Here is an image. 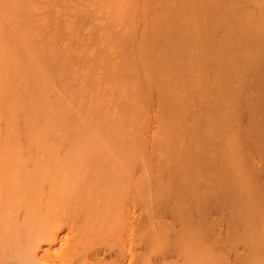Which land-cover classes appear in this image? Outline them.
I'll return each instance as SVG.
<instances>
[{"label": "bare ground", "instance_id": "6f19581e", "mask_svg": "<svg viewBox=\"0 0 264 264\" xmlns=\"http://www.w3.org/2000/svg\"><path fill=\"white\" fill-rule=\"evenodd\" d=\"M126 1L127 3L132 2L131 0V2H129V0H0V264H151V260L153 258L150 259V252H155L157 250L160 251L161 246L159 245L160 249H157L156 247H158V244L161 243L162 238L160 239L158 238V236H156V239L159 241L158 243H155L153 241V235L151 238V232L148 235L146 234L145 236L146 245L144 246V252L147 249H149V251L147 250V253L145 254H143L144 252L142 251V253L140 250L139 251L141 252V254L140 252L136 253L133 251V249L135 248L134 245H141L134 243L136 242L135 238L138 237L136 235H139L138 231L140 228L137 226L140 225V221H142L139 219L140 224H138V217H135L133 215V213H136V209L134 212L131 211L133 208H135L134 206L133 208L129 207L128 202L124 207L126 208L128 206L126 209L122 207L120 210L119 208L115 210L113 207V209L111 208V211L109 205L106 206V204L103 203V201L106 202L109 199L113 200V194H118V192H115V190H119L117 188L120 187L121 183L122 188H124L123 185H125V187L128 186L129 188L130 182L128 183L129 185L125 182L130 181L128 180L130 177L128 175H130L133 171H130L131 173L126 171L128 173V175L125 176V178L127 177L126 180L124 178V175L126 173L123 175V168L124 165L128 164L130 166L133 164L134 167V162L131 160L135 159L136 155L135 152L132 153L130 151H134L135 149L130 145L131 143H128L130 147H128V145L126 146V142L130 141H125L124 145L123 141L125 139H121L120 142L122 141V143H120L118 139H116L117 141L115 140V138H117L115 135V138L113 137V141L118 143L114 142V144H121L123 146L119 145L118 147H116V150L115 148H112L114 150H110L102 148V146L104 147V145H101L102 143H100L99 145L96 139L88 136V134L97 135L96 132L99 131L107 134H117L120 129H125L126 131H129V133L131 132L130 130L132 129L130 127H133L134 124V121L133 124H131V121L134 118V116L132 118V116L130 115L133 111V109L130 110L132 107L131 105L136 108V111L139 107L137 108L135 106V101V104L132 102L134 100V98H131V95H133V93L128 96L130 94L129 92L128 94H126V96H128V101L132 100L131 102L133 104H129L131 103L129 102L126 109L125 107L127 105V99L125 103H121L125 101L123 99H125L126 96L123 94L127 92L123 90L121 82H124L126 80L128 82L132 81V78H136V74L139 75L136 79L139 80L140 78L141 71H139V73L137 72V69L134 70V68L136 67H134L132 61L125 60V54L123 53L127 51V54H130V56L132 55V57L129 56V60H136L135 58H133L137 55L134 54L137 53V51H135L136 49L140 52H138L139 55L137 56L146 57L144 61H142V57V60L137 57L140 60V63L141 61L144 63L146 59L149 58L151 59V62L148 59V63L150 62L151 64H149L151 66L157 67V63L165 60L162 63L160 62V64L166 62L165 64L168 68L163 65L166 70L163 67L160 68L164 70H159L163 72L165 71L167 75L165 74L166 76H164L166 78H168L175 72L178 73L177 71L182 73L178 76H181L180 80L178 79V83L177 80L173 78L175 74L174 76L171 75L172 77L170 76L171 78H168L170 79L168 80L170 81V85L172 82V85H175V87L177 84H179L177 85L178 87H180V85L182 84L186 87L185 93H188L189 96H194V99H196V101H194L193 103L188 102L187 104L183 105V110H185V112L188 111V114L187 112L185 113L184 111H182V108H180L182 115L179 112L180 115H177L178 117H176V119L174 120H171V122H166L168 121L166 119L167 115H164L163 113L162 116L164 115L166 118H160H164L163 121L166 122V130L160 132L159 134L165 133L167 129L174 131L179 127H184L186 130L190 127L192 128V130L194 128L197 130L203 129L200 131L202 133L201 135L206 134L204 135L205 137H201L203 138V142L197 141V143L199 142L200 144H202V146H200L202 148L201 154H204L202 156H206L207 154L210 155V151H212L213 153L221 150L224 151L220 158L218 155L219 153H216V155L220 159L218 165L219 167L216 163L218 162L217 156L214 155L213 157L215 159V165L212 162L214 160H211V163L218 168L216 169L219 171V174L215 173L214 171L211 172L216 174H213L214 177L218 175L219 176L213 179L207 178V180L212 181H209L208 183L206 182V184L203 182L204 185H202L201 188L199 187L202 191L201 201H196L197 199L195 200V198L197 197L194 196V199H192L191 202L189 201L190 204L188 203V205L185 206V210L178 211L175 208V212H178L177 216L181 215V211H183V215H185V218L190 219V221L192 222L196 221L197 224H194V228L198 225L196 231L200 232L198 237L199 245H197V248L198 246L199 248L198 251H196L197 253L192 251V254L194 252V255L188 254L189 252L187 251H189V247H186L187 251L183 248L180 249V251H182L187 256L185 255L184 258H181L182 260H179V263L216 264V255L218 253L221 254L220 251H225L223 250V248H227V244L226 246L223 244L229 242L231 244L235 243L236 247L234 246L235 248L233 247V249L225 256V258L221 260L223 264H264V0H154L153 3L152 0H150V2L149 0H143L144 3H141V12L139 11L141 0H139V4L137 5L131 3L132 8L134 7L136 9V11L134 12V17H132V20L135 21V23L130 19L129 16L128 17L130 20L128 19L127 14L126 21L124 17V20L121 17L125 16L123 14V10H125L126 13L130 12L128 11L129 9L126 10ZM142 6L144 8L146 7V10L148 9L146 13V10L142 8ZM134 8L133 11L135 10ZM142 11L143 13H145V15L142 13ZM135 13H139L137 15L138 18L142 17L140 19L141 21L143 20L145 22V27L142 26V22H140V19L137 20ZM141 13L143 14V16H141ZM118 16L123 21H119L120 18ZM117 17L119 19L115 20V18ZM258 18L262 19L261 24L258 23ZM88 22L93 26L96 25L99 26V28L101 27L100 29L96 28L95 31L93 30L95 33L99 32V34L103 32L102 35H98L99 38H97L98 36L96 37L93 31H82L84 26L89 25L87 24ZM127 23L128 27L126 25ZM130 23L131 25L129 27ZM137 23H139L138 27L140 25V27H143V31L141 30L142 35H137L141 32L136 29ZM114 24L116 28L114 27ZM123 24L126 26H124ZM132 24L133 27L131 28ZM119 25L121 27L124 26V29H121ZM117 26L120 29H118ZM102 27L103 31L101 30ZM104 27L106 30L104 29ZM110 28H113L112 30L114 32L111 31ZM130 28L133 30H131ZM97 30H101L102 32ZM87 31H89L91 34L89 35V38L91 40L94 39L95 42V39L99 40L101 38V40H104L102 41V43L105 42V44L109 40L110 41L108 43H115L116 40L120 42V40L122 41L123 37H125V39L127 40L126 36L128 35V33H130L128 37H131V35L133 36L132 33H137L139 31L137 34L135 33V37H131L132 40H130V44L132 43V45H135L138 43V47L131 46L126 41L128 45L133 48L131 49L128 47L127 50V47L124 46L125 44L122 43L125 40L124 39L121 42L122 44H118L120 46L115 47L114 44L109 48L110 50L112 49L111 51H109V49L107 50V55L112 54L113 51L116 52L115 50L117 49L122 52L123 55L121 59L124 60V62L126 61L125 63L127 66L129 65V69L131 67L130 72L126 66H118L112 60L110 61V58L108 61V58L103 57L105 56L104 52H102L101 49L98 50L96 48V45L91 42L95 45V47L93 45V48L97 49H95L96 51L94 50L96 56L98 53L97 51L102 52L103 55H101L100 53L99 56L101 55V60L104 59L102 60L101 65L106 72L103 71L104 73H101L99 75V70L102 69L100 67L101 65L99 66L100 68L96 67V71L98 72L99 77H103L102 74H104L105 78L109 76L108 78H106V80L105 78L103 79L105 80V82L107 81V79H109L108 81L111 82L109 84V86L111 87L110 90L111 92H113L110 93L109 90V95L113 96L114 94L115 96L112 98L108 95L106 99L110 98L111 100H107V102H110L109 104H107L110 105L113 102V99V104L115 103L117 98L122 100L121 102L120 100H117V105L111 104L118 109L120 108V110L114 108L115 111L113 110V113L112 110L110 111L108 109V105L106 104V102L103 103L105 99H103V96H101H105V94L107 95V92L105 91H107L106 88L108 87V85L106 87L102 86L103 88L101 87L102 89H104V91H101L102 89H99V91L98 88L101 85L100 83L98 88L95 85L97 89L95 93H93L94 91L88 92V94L91 93L92 95H88L91 96V99L88 100H92L93 102L91 101L90 104L87 105L86 102L88 101H86L87 99L84 98L83 103L84 105H87L88 107L90 106L91 108L84 106L82 104V101L78 99L79 89L77 86L78 84H80L78 83V80H86L87 82L84 81L87 83L86 85L92 86V84L96 82H93L92 79L99 78H97V75H94L97 74V72H95L93 75H89V72L84 73L87 71L86 67L87 69H89L90 67H93V62L98 63V60L93 61V57L95 58V56L90 57L89 55H87V52L84 48V45H86L87 43L82 37V32L86 33L84 35H87ZM114 35H121V37H115L114 41ZM137 36L141 37L142 41L140 39L138 40V38H136ZM129 39L130 38H128V41ZM101 40H99L101 45L98 43V46L105 48V44L103 43V45L101 43ZM218 41H220V43H225L226 46L220 48L219 44L218 46L216 45V42ZM139 42H142V44H139ZM191 43L195 44L196 46H205L203 48L205 49L204 52H201L202 54H204L202 55L201 53H197L199 59L198 61H192L194 62V65L188 67V65L193 64L188 63V65L182 66V60L180 59L184 57V53L186 50L185 48H188L189 45H192ZM200 50L201 49H199L198 52H200ZM90 53L91 52H89V54ZM133 54L135 56H133ZM111 56H114V53L110 55V57ZM81 58H83V60H81L82 62H80ZM88 58L89 60H87ZM90 58L92 59L91 61ZM186 60L188 59H185V62ZM147 61L145 62L146 64H143L146 65V68L147 66L149 67ZM154 61H156V63ZM91 62L92 64L90 65ZM105 62L108 63V65ZM124 62L122 64H124ZM84 63L89 64L86 66L84 65ZM112 64H115L116 66ZM89 65L90 67H88ZM98 65L99 64H97V66ZM104 65L106 68L104 67ZM228 65L232 66V68H230V74L228 73V75L226 72H224V74L220 73L222 72L221 70L223 68H226V66ZM159 66L161 65L158 64V67ZM109 67H111V70L113 67V70L110 73L107 70L109 69ZM115 67L116 69L122 67V69L119 68L118 70L120 72L116 70L115 73ZM153 67H149L148 70H151L150 72H148L145 68L147 73L149 74L147 75V78H150V73L154 76V73L152 71ZM123 68L127 69L123 70ZM199 69L202 71L198 73L203 72V83H208V86H203V89L205 87L209 88V82H212L213 78H215V82L218 78H220V83H217L218 80L216 83L219 84L221 90L216 84L217 87H215V89L212 90V87L210 86V90L208 89V91H210V93L212 91L217 93L216 89H219L220 91L224 90L230 98V103L226 102L228 100H226L225 98H222L224 95H226L224 91L223 96L220 91V94H215L213 92V94H207V96H204L205 101L203 100V98L201 99L204 103L202 101H198V92L200 89H202V87L199 85L198 88V86L194 87L193 85L190 88V86L192 84L191 82L194 80V75H197L194 73ZM230 69H228V71H230ZM81 70L84 75H87V77L82 75ZM159 70L158 72H156V75L157 73H160ZM146 71H144V75ZM131 72H134V74ZM163 72H161L160 74L163 75ZM79 73L81 75V78L79 77ZM117 73L118 75H116ZM127 73H131L130 78ZM219 74L223 75L220 76ZM162 75H160V81L153 78L152 76L149 79L153 82V79L157 80V85L161 82L160 84L162 86H160L161 89H159L158 92L162 91V87L165 86L166 88L169 85V82L165 80L166 78L164 76L162 77ZM189 75L193 76L192 78L191 76L189 77L190 79H192L190 80L191 82L188 81L189 79L187 78V83H184L186 80V76L188 77ZM89 76L90 78L94 76V78L90 79ZM84 77L89 79L87 80ZM122 77L123 79H121ZM182 77H185V80ZM205 77L207 80H204ZM115 78L117 79L115 80ZM163 78L165 79L162 80ZM175 78H177V76H175ZM181 79H183L184 82ZM120 80L122 81L120 82ZM149 80H147V83L153 84ZM108 81L106 84L109 83ZM163 81H167V83L164 82V85V83H162ZM97 82H99V80ZM174 82L176 84H174ZM137 83L134 81V83H132L134 85H132L131 87L133 88V86H135L136 88L137 86L138 89H136L137 91H139V87L142 84L140 85ZM111 85H113L115 88ZM170 85L166 89L168 90L172 88L171 90L173 91V87L170 88ZM118 86H121V88H119ZM110 87H108V89ZM185 87L183 88V91ZM165 88L163 89L166 90ZM180 88L179 91L182 89ZM80 90L84 89L80 87ZM114 91L116 92V95ZM119 91L124 92L122 93ZM140 91H142V88ZM97 92L99 94L100 92L103 93H101L100 95L97 94L99 96L98 97L95 95ZM160 93H163V91ZM173 93L174 92H172V94ZM93 94L99 100L97 98L93 99ZM139 94L142 95V92ZM175 95H173V97ZM215 95H217V97H215ZM218 95L221 97L222 102L224 99L226 100L225 102L228 104L226 105L225 103L223 105H226L229 108H222V102L221 99H218L220 98L218 97ZM120 96H122V98H120ZM165 96H168V93L163 96L167 99V97ZM180 96L181 95H178L176 96L177 98H175V100H171L172 102H170L172 104L169 102L168 105L171 106H168V113H170L171 111L172 113L174 111H177L175 104L176 102L179 103L183 95L181 97ZM192 96H190L189 98H191ZM179 97L180 100L178 99ZM166 99L165 102L167 101ZM214 99H216L217 101H214ZM182 100L185 99L182 98ZM94 102L96 104H94ZM118 102L121 106L122 104H124L125 107L122 106V108H124V110L126 111H123V109L121 110V106ZM200 102H202V104ZM92 103L94 106H92ZM98 105H102L101 108ZM213 105L218 107V110L220 109V107L222 109L227 108L230 113H228V111L226 113L228 115H231V119L233 121L231 122V119H229L230 116L227 117L225 115L224 112L226 110L221 111L222 109H220L218 111L216 109V111L218 112L216 113ZM173 106L175 107V109ZM84 107H86L87 110L89 109V112L86 109H83ZM92 108L93 110L95 109L97 111L100 108V111H98V113H101V115H99L95 110L94 111L96 113L94 112L93 114H91L93 112ZM161 108L163 109V107H160L158 109ZM172 108L174 111L172 110ZM102 109L104 110L103 112L105 114H102ZM166 109L165 111H167ZM211 109L214 110L217 116L220 115L224 119L226 116L227 120H225L227 121V123L226 121L224 123L223 121H221L223 125L219 126L218 124H220V119H218V124H214L217 121L214 122L210 119L214 125H217V128L216 126L214 127V125L211 126L210 131L209 126H207L209 124L206 123L205 120L209 122L207 116L210 113L212 115L213 112L211 111ZM106 110H108V114L106 113ZM127 111L129 113H127ZM158 112L159 110L157 111V113ZM182 112L185 113V116H183L184 114ZM221 112L225 116L221 115ZM120 113H122V118L120 116ZM124 114L128 119L124 116ZM88 115L90 117H88ZM103 115H107L108 117H105ZM144 117L146 116L144 115ZM147 117L149 118V116ZM101 118L110 119L109 125H112L114 123L112 127H114L113 129H115L116 127V132L113 133V129L110 130L106 128L104 123L101 121ZM136 118L137 117H135V119L133 120H136ZM91 119L93 121L95 119V121L93 122L91 121ZM123 119L125 122L121 121ZM127 122L128 126L125 125V123L127 124ZM129 122L131 126L129 125ZM136 122L139 123L138 121ZM122 123L123 126L128 128L126 129L123 128V126L121 127L120 124L122 125ZM140 124L141 123H139V125ZM203 124L205 125L203 126ZM109 125L107 126L109 127ZM142 125H140L138 129H140ZM210 125H212V123H210ZM144 126L146 128L147 125ZM197 126L203 127H199V129L197 128ZM133 128L137 130L136 134L138 135V132L140 130L135 127ZM134 129L132 130L133 132L135 131ZM143 129H141V134ZM144 130L146 131V129ZM192 130L190 129L189 131ZM197 132L198 131H196V133ZM185 133L187 132H184V135ZM199 133H197V136ZM224 134H226V136ZM227 134L233 135L229 137ZM222 135H224L225 137ZM138 137L136 139H138ZM176 137L179 140V136ZM158 138L159 135L157 136V139ZM185 138H187V136L184 137V140ZM177 139L176 142H174L177 143L175 149H177V147L181 145L178 144L179 142H177ZM195 139H197V137ZM102 140L103 139L101 138V142H103ZM188 140H190L191 143L193 142L191 139H187L188 144L190 143ZM162 141L160 140V142H158L161 144ZM154 142V145H157V148L161 147L158 146L159 143H157L156 141ZM187 143L186 151H181L183 149L182 145L180 146L182 147V149L180 148V152L182 153L176 150L178 155H182L185 152L190 153L188 152V150L191 152L194 150V153L197 151L201 152L200 150L196 149L198 146L197 143H195L194 145H192L193 143H190L191 147H189ZM196 144L197 146L195 147ZM125 146L129 149L123 151V147ZM120 147L122 150L120 149ZM131 147L133 148V150ZM157 150H159V148ZM223 151H221V153ZM158 153L159 152H157V154ZM186 153L185 155H182L184 160H182V158H179L178 156V158L176 157L175 161L178 162L177 159H180L179 162H182L181 165L183 163H188L187 166H190V160L188 159H191V157L188 156L189 158H185L184 156H186ZM213 153L211 154L213 155ZM165 154L166 156H171L169 155L170 153L168 154V152H166ZM195 154H198V152ZM195 154L192 153V155ZM157 157L159 156L157 155ZM162 157H160L161 160L168 158L165 156L164 158ZM210 157L212 156L210 155ZM197 158L199 159L196 160L198 165L200 163L199 166H201V164L203 165L204 162H206L204 161L203 157L197 156ZM192 159H194V157H192ZM206 159L207 158H205V160ZM208 159L210 158L208 157ZM196 161L195 163L193 162V160L191 162L194 163V167H196L197 169L198 165L195 166ZM143 162L145 163L146 160ZM209 162H206V164H209ZM144 163L142 164L143 166H145L144 169H146L147 164L145 163V165ZM157 163L159 162L157 161ZM169 163L165 166L170 167L171 164ZM174 163L175 162L173 161L172 164ZM206 164L203 166L205 167ZM148 166L150 165L148 164ZM210 166L211 164H209V166L207 167ZM125 168H129V166ZM183 168L186 169V164L182 165L181 169ZM188 168L189 167H187V169ZM106 169L108 171L110 170V172H108ZM132 169L133 168L130 167V170ZM208 172L209 171L206 172V177H208ZM212 173H210V177L213 176ZM103 175L105 177H103ZM119 175H123L125 182L123 184V179L120 178V184L114 186V181L112 179L115 180V178H119ZM138 177L139 176H137V178ZM108 178H110V180H108ZM115 181H117L115 182V184L118 183V179H116ZM240 182H242V184ZM236 183L238 184V186ZM121 187L120 190H122ZM128 188L126 189V192ZM214 191L215 194L217 193V199L220 198L216 202L215 200H213L215 204L213 202H210L212 201V196L213 198H216ZM176 194L177 196L180 195V197H184L185 192L182 193L181 190H178ZM246 196H248L246 201L250 199L248 208L246 207V201H244ZM104 197H109V199H106L105 201ZM135 197L137 198V196ZM190 197L193 196L190 195ZM239 201L243 202V205L241 206H244V204L246 205V210L244 209V207H242L244 211L241 208H238L239 204L241 203ZM211 203H213L214 205H210ZM107 204H110V202L107 201ZM175 206H177V203ZM236 209H241V211H238ZM172 213L174 214V212ZM172 224L173 223H171L170 226H172ZM116 230H118L119 232L117 231L116 233ZM158 230L159 229H157V231ZM69 231L71 232L70 234L74 233V235H72L71 242L68 244L66 242L68 241L67 237L69 236V234L67 236V233L65 232ZM114 231L116 233L115 236H117V238L120 237V239L117 240L120 243L119 245L121 247L116 248L117 240L114 242L115 237L113 238V242L116 246L111 244L113 248H111L110 244L109 247L105 245L106 243L103 244V242L107 240L106 238L108 237V235L110 236L111 232L114 233ZM161 231L163 230H159V232ZM63 233H65L66 235L64 237L66 242L62 240ZM104 234H106V236ZM193 234L196 235L197 233ZM162 235L164 236V234ZM162 235H160V237ZM144 239L145 238L143 237V240H141L143 243L145 241ZM180 240L182 241V239ZM224 240L225 243L222 242ZM61 241L67 244V248L66 244L64 245L66 250L65 248L58 247L62 251L58 249L59 253L56 251V253L58 254H54L55 252H53V248L61 243ZM97 241H100L101 244ZM108 241L109 240H107V242ZM92 243L94 245L96 244L95 247ZM101 245H104L107 249H105ZM61 246L62 245H60V247ZM152 247L154 250L152 249ZM220 247H222L221 249L223 251L220 249ZM56 248L54 250H57ZM112 249L118 250L113 251ZM229 249H231V247ZM167 250H169L168 246ZM153 255L154 254H152V256ZM219 257H221V255ZM219 257H217V259Z\"/></svg>", "mask_w": 264, "mask_h": 264}, {"label": "rangeland", "instance_id": "374dc122", "mask_svg": "<svg viewBox=\"0 0 264 264\" xmlns=\"http://www.w3.org/2000/svg\"><path fill=\"white\" fill-rule=\"evenodd\" d=\"M132 1V2H131ZM129 0V2H131L132 4H134V5H137V4H139L138 2H139V0ZM133 1H135V2H133ZM146 1V0H145ZM149 2H150V0H149ZM154 2V0H152V3ZM126 3H127V1H126ZM131 3H127V5L125 4V7H126V10H128V11H130L129 13H126L125 12V10H123V14L125 15V16H121L122 17V19H123V17H124V19H125V21H126V19H127V17L129 16L130 17V19L132 20L133 18L132 17H134V12L136 11V9L133 11V8H132V5H131ZM141 3H144V1L143 0H141V2H140V5H139V11L141 12ZM128 4H129V7H128ZM131 5V6H130ZM133 5V6H134ZM145 6H146V4H145ZM136 7H138V6H136ZM142 8H144L143 6H142ZM125 9V8H124ZM132 9V10H131ZM145 10H146V7L144 8ZM148 10V9H147ZM147 10L145 11V13L147 12ZM139 12V13H140ZM137 13V12H136ZM135 13V14H136ZM138 13V14H139ZM142 13H143V11H142ZM141 13V14H142ZM145 13H143L144 15H145ZM126 14H127V17H126ZM129 14V15H128ZM138 14H136V17H137V20L138 19H140V18H142V17H140V18H138ZM143 14L141 15V16H143ZM119 17V16H118ZM115 18V20H117V19H119V18ZM129 17H128V19H129ZM135 17V18H136ZM121 18H120V20L119 21H121L122 20ZM123 19V20H124ZM129 19V20H130ZM144 19H145V17H144ZM122 20V21H123ZM124 21V22H125ZM128 21V20H127ZM133 21V20H132ZM131 21V22H132ZM260 21V22H259ZM134 23H135V21H133ZM137 22H139V21H137ZM140 22H142V26L143 27H145V22L142 20L141 21V19H140ZM144 22V23H143ZM261 22H262V19L261 18H258V23L259 24H261ZM122 23V22H121ZM87 24H89V25H87ZM87 24H84V25H87V26H84L83 27V30L82 31H84V30H90V31H95L96 30V28L98 29L99 28V26H93V25H91L89 22L87 23ZM138 24L139 23H137V27H138ZM113 25V24H112ZM121 25V24H120ZM119 25V26H120ZM124 25V24H123ZM127 25V27H128V23L126 24ZM126 25H124V26H126ZM130 25H131V23L129 24V27H130ZM123 26V27H124ZM135 26V25H134ZM141 26V25H140ZM139 26V27H140ZM110 27V26H109ZM108 27V28H109ZM113 27V26H112ZM114 27L116 28V26H115V24H114ZM123 27H121L120 26V28L121 29H124ZM133 27V24H132V26H131V28ZM136 27V29H138L139 31H141L142 30V28L143 27H138L137 28ZM101 28V27H100ZM99 28V29H100ZM114 28V29H115ZM117 28L118 29H120L118 26H117ZM130 28V29H131ZM104 29H105V27H104ZM111 29V28H110ZM110 29H108V30H110ZM113 29V28H112ZM111 29V31H113ZM126 29V28H125ZM129 29V28H128ZM135 29V28H134ZM102 31H103V27H102V29H101ZM101 30H97V31H101ZM106 30V29H105ZM107 30V31H108ZM116 30V29H115ZM127 30V29H126ZM131 30H133V29H131ZM93 31V32H94ZM101 31V32H102ZM110 31V32H111ZM128 31H130V30H128ZM137 31V30H136ZM138 31V32H139ZM143 31V30H142ZM142 31L140 32V33H136L137 35H142L141 33H142ZM194 31V30H193ZM84 32H86V31H84ZM84 32H82L83 33V35H82V37L84 38V40L86 41V45H84V48H85V50H86V52H87V55H89L90 57L92 56H95V58L93 57V61H97L98 60V63L97 62H93V67H90V65L92 64V62L90 63V65L88 66V67H90L89 69H87V67H86V70H83V71H86V72H84V73H87V72H89V75L90 74H94L95 72H97L96 71V67H98V68H102V69H100L99 70V75L101 74V73H104V72H106L104 69H103V67H102V60H104V59H100V57H101V55H103L102 54V52H104V54H105V56H103V57H106V58H108V61H109V58H110V61L112 60L113 62H115L118 66L119 65H123V66H126L127 68H128V66L126 65V61L124 62V60H122L121 59V57H122V55H123V53L125 54V56H124V58H126L125 60H127V61H132V64H134V67H136V68H134V70L135 69H137L138 71L137 72H139V71H141V74H140V78H139V80H137L136 78H138L137 76H139V75H137L136 74V78H132L131 80L132 81H127L126 79V81H122V80H120V82L122 83L121 85H122V87H123V90L124 91H127V92H125L123 95H125L126 96V94H128V92L130 93L128 96H130L132 93H133V95H131V98H134V100L132 101L133 103H134V101H135V103H136V107L138 108V110H140V111H136V108L133 106V105H131L132 107H131V109L130 110H132L133 109V111L131 112V116H132V118H133V116H134V118L133 119H135V117H137L136 118V120H133L132 118V123L131 124H133V121H134V124H133V127H135V128H137L138 129V127L140 126V125H142V123H143V125H142V127L144 128V129H146V131L142 128V127H140V129H138V130H140L139 132H138V135L136 134V132H137V130L136 129H134L131 125H130V122H129V125L131 126L130 128L133 130H135L134 132L132 131V130H130L131 132V134L129 133V131H126L125 129H120L118 132H117V134H107V133H104V132H102V131H99V132H96L97 133V135L96 134H88V136L89 137H92L93 139H96L97 141H98V143H99V145H100V143H102L101 145H104V147L102 146V148H104V149H110V150H114V149H112V148H115V150H116V147H118L119 145H121V144H119V145H117V144H114V142L115 141H113L114 140V138H115V135H116V137L117 138H115V140L116 139H118L119 140V142H120V140L121 139H125L124 141H123V144L125 145V141H127V140H129L130 142H126V146L128 145V147H130L129 146V144L128 143H131L130 145L135 149L134 151H130V152H135V159H133V160H131V161H133L134 162V167H135V169H134V167H133V162L131 163L132 165L130 166L129 164L128 165H124V173L123 172H121V173H123V175H124V178H125V176L126 175H128V173L126 172V171H128V172H130V171H133L130 175H128V176H130L129 177V179L128 180H130V181H126L125 182V179L127 178H123V175L121 176V175H119L120 177L119 178H115V180L116 179H118V183H116L115 184V182H117V181H115L114 179H112L113 181H114V186H116L117 184H120V178H122L121 180L123 181V184H124V182L125 183H129L130 182V185H129V188H128V186H126L127 188H128V190H127V192H126V187H125V185H123V187L124 188H122L121 187V185H122V183H121V185H120V187L122 188V190H120V187L119 186H117V187H119V188H117V189H119V190H115V192H118V194L117 193H111V194H113V196L114 197H112L113 198V200H110L109 199V197H104V200L106 201V199H109V200H107V201H109L110 202V204H107V201L106 202H104L103 201V203H105L106 204V206L107 205H109V207H110V209L112 208L113 209V207H114V209L116 210L117 208H119V210L123 207H125V205H127V203H128V205H129V207H132L133 208V206L135 207V208H133L131 211L132 212H134L135 211V209H136V213H133V215L136 217H138V222L140 221V220H142V221H140L141 222V224H140V222L138 223V224H140V225H138L137 227H139L140 229H139V231H138V234L139 235H136V236H138L137 238H135V240H136V242L134 243V244H141L140 246L139 245H134L135 246V248L134 249H136V250H134L133 249V251L134 252H136V253H138V252H144V246L146 245L145 243H146V234L148 235L150 232H151V238H152V235H153V241L155 242V243H158V241L159 240H157L156 239V236H158V238H162V240H161V243L160 244H158V247H156L157 249H160L159 248V245L161 246V249H160V251L159 250H157V251H151L152 252V254H154L153 256H152V254H151V252H150V259H152L151 260V264H180L179 263V260H182L181 258H184V256L186 255V254H184L182 251H180V249H184V250H186L187 251V249H186V247H189V251H187V252H189L188 254H191V255H194V252L195 253H197L196 251H198V248H199V246H198V248H197V245H199V243H198V240H199V233L200 232H197L196 230H197V228H198V225L194 228V226L197 224L196 223V221L195 222H192V221H190V219H188V218H185V215H183L184 214V212L183 211H181V215H178L177 216V213L178 212H175V208H176V210H185L184 208H186L185 206H187L188 205V203L190 204V202H191V200L192 199H194V196L195 197H197V198H195V200L196 201H201V199H202V191H201V187H202V185H204V183L206 184V182L208 183L209 181L211 182L212 180H207V178H210V179H213V178H216V177H218V176H216V177H214V175H216L215 173H218L219 174V171L217 170L218 168L216 167V166H214L215 165V159L213 158L214 157V155L215 156H217L216 155V153L219 155V158L222 156V154L224 153V151L223 150H221V151H223L222 153H221V151H217V152H212V151H210L211 153H213V155L210 153V155L212 156V157H210V155H206V156H202V155H204V154H201L202 153V151H201V147L200 146H202V144H200L199 142H203V138H201L202 136L203 137H205L204 135H206V134H204V135H201L202 133L200 132L201 130H203V129H201V130H197V129H193L192 130V128L190 127L189 129L187 128V130L184 128V127H179V128H177V129H175L174 131H171V130H169V129H167V131L165 132V133H162V134H159L160 132H163V131H165L166 130V122L168 123V122H171V120H174V119H176V117H178L177 115H180L181 114V110L182 111H184L185 112V110H183V105H185V104H187L188 102L189 103H193L194 101H196V99H194V96H192V95H190V96H192L191 98H189L190 96H189V94L187 93H185V90H186V87L185 86H183L181 83V85H180V87L182 88H180V87H178L177 85H179V84H177L176 85V87H175V85L173 86L172 85V83H171V85H170V81H168V80H170V79H168L171 75H173L174 76V74H175V76H177V78H175V76L173 77L174 79H176L177 80V83H178V81L180 80V77H178L179 75H181L182 73H180L179 71H177L178 73H174V74H171L168 78H166L165 76L167 75L166 73H165V71L163 72V71H160L162 68H160V67H163L164 68V66L163 65H165L166 66V62L165 63H163V64H160V62L159 63H157L156 65H157V67L155 66V64H154V66L156 67V69H155V67H153V66H151L150 64V60L151 59H149V63H148V59H146V61H147V64L149 65V67H153V69H152V71H153V73H154V76H153V74L151 75V73H150V78H151V76L153 77V78H155V79H158V81H160L159 79L161 78V76L160 75H162V74H160L161 72H163L164 74L162 75V77L164 76L165 78H163L162 80H167L169 83V85H170V88L171 87H173V91L171 90V89H166V88H168L169 87V85H168V87H166L165 88V86L164 87H162V91H163V93H160V92H162V91H160V92H158L159 91V89H161L160 88V86H162L160 83V85H159V87H158V85H157V83H156V81L157 80H155V79H153L154 80V82L153 81H151V80H149L150 78H147L148 76L147 75H149L148 73H147V71L148 72H150L151 70H148L149 69V67L147 66V68H146V65H143V64H146L145 62L143 63L142 61H144V59L146 58V57H142L141 55V57L143 58V60H142V58L141 57H139V56H137V55H139L138 54V50L136 49L135 51H137V53H134V54H137L136 55V57H133V58H135L136 60H134L133 58V60H129L130 58H129V56H130V54H127L126 52L127 51H125V52H120L118 49L117 50H115V48H114V50L116 51V52H112V54L114 53V56H111L110 57V55H112V54H109V55H107V50L112 46V45H114L115 47H118V46H120V45H118V44H120L124 39H125V37H123L122 38V41L120 40V42L118 41V40H116L115 41V37L117 38V36H119L118 38H120L121 37V35H117V36H113V40L115 41V43H112V42H110V43H106L105 44V42H103L102 43V41H104L103 39L101 40V38L99 39V40H101V43L105 46V48H102V47H100V46H98V43L100 44V42H99V40H97V39H95V42H96V40H97V42L95 43L94 42V39H90L89 38V35H91L90 34V32L89 31H87V35H84V34H86V33H84ZM109 32V31H108ZM114 32V31H113ZM131 32H134V31H131ZM95 33V32H94ZM94 33H92V34H94ZM97 33V32H96ZM95 33V35H96V37L98 36V35H102V33H100L99 34V32L96 34ZM135 33H132L133 34V36L135 37ZM128 35H130V33H128ZM128 35L126 36L127 37V40L125 39L122 43L123 44H125L124 46L125 47H127V50H128V47L129 48H131V46H136V47H138V41L136 42L137 44H133L132 45V43L130 44V40H132V38L131 37H133L132 35H131V37L129 36L128 37ZM87 37V38H86ZM91 37V36H90ZM95 37V38H96ZM133 37V38H134ZM92 38H94V37H92ZM97 38H99V36L97 37ZM128 38H130L129 39V41H128ZM136 38H138V40L140 39L141 41H142V38L141 37H136ZM110 39V38H109ZM112 40V39H111ZM106 41V40H105ZM129 43V45H131V46H129L128 45V43ZM91 42H93L95 45H96V48L98 49V50H100L101 49V51H97L98 53H97V56L95 55L96 53H95V51L97 50L96 48V50L93 48V45L94 44H92ZM121 43V44H122ZM222 43V42H221ZM221 43H220V41H218V42H216V45L218 46V44H219V47L220 48H223V47H225L226 45H225V43H222V45H221ZM139 44H142V42H139ZM192 44V43H191ZM95 45H94V47H95ZM101 45V44H100ZM127 45V46H126ZM194 45L195 44H192V45H189V47L187 48H185L186 50H185V53H184V57L182 58V59H180V60H182L181 62H182V66H184V65H188V63L190 64V63H193V64H190V65H188V67H190V66H192V65H194V62H192V61H198V54L199 53H201V52H204V50L205 49H203L204 47L203 46H196L195 45V47H194ZM99 48H98V47ZM103 46V47H104ZM113 46V47H114ZM140 47V46H139ZM201 47V48H200ZM201 49L200 50V52H198L199 51V49ZM131 49H133V48H131ZM135 49V48H134ZM95 50V51H94ZM112 50V49H111ZM110 49H109V51H111ZM91 52L90 54H89V52ZM133 52H134V50H133ZM132 52V53H133ZM195 52V53H194ZM101 53V55L99 56V54ZM109 53H111V52H109ZM140 53V52H139ZM190 53V54H189ZM198 53V54H197ZM84 54H86V53H84ZM133 54V56H135ZM144 54V53H143ZM142 54V55H143ZM191 54H193V55H191ZM196 54V55H195ZM202 54V53H201ZM204 54V53H203ZM202 54V55H203ZM107 55V56H106ZM150 55V54H149ZM145 56V55H144ZM189 56V57H188ZM87 57V56H86ZM130 57H132V55L130 56ZM140 59V60H142L141 61V63H140V60L138 59V58ZM188 57V58H187ZM105 58V59H106ZM185 59H188V60H186V62H185ZM81 60H83V58H81L80 59V62H82ZM87 60H89V58L87 59ZM92 59L90 58V61H91ZM138 60V61H137ZM184 60V61H183ZM163 61H165V60H162V62ZM88 62V61H87ZM124 62V64H122ZM155 63H156V61H154ZM154 62H152V63H154ZM161 62V63H162ZM94 63H95V65H94ZM106 63V62H105ZM112 63V62H111ZM110 63V64H111ZM185 63V64H184ZM82 64V63H81ZM89 63H84V65H88ZM97 64H99L98 66H97ZM107 65H108V63H106ZM109 64V65H110ZM129 64V63H128ZM131 64V63H130ZM158 64L159 65H161V66H159L158 67ZM83 65V66H84ZM101 65V66H100ZM112 65H115V64H112ZM111 65V66H112ZM95 66V67H94ZM100 66V67H99ZM116 66V65H115ZM132 66V65H131ZM104 67H105V65H104ZM114 67V66H113ZM113 67H112V70H113ZM167 67V66H166ZM84 68V67H83ZM83 68H81V69H83ZM106 68V67H105ZM118 68V67H117ZM120 69H122V67H119ZM118 68V69H119ZM127 68H123V70L124 69H127ZM133 68V67H132ZM147 69V71H146V69ZM168 68V67H167ZM194 68H196V67H194ZM230 68H232V66H226V68H223L221 71L222 72H220V73H223L224 74V72H226L227 74L229 73V72H231V69ZM109 69H110V71H109ZM109 69H107L108 70V72L110 73V72H112V70H111V67H109ZM118 69H116V67H115V73H116V70H118ZM129 69V68H128ZM130 69H131V67H130ZM130 69H129V72H130ZM143 69H145V70H143ZM151 69V68H150ZM160 69V70H159ZM165 69V68H164ZM164 69H162V70H164ZM228 69H230V71H228ZM123 70H121V71H123ZM156 70V71H155ZM158 70L160 71V73L158 74L157 73V75H156V72H158ZM166 70V69H165ZM104 71V72H103ZM119 71V70H118ZM126 71V70H125ZM133 71V70H132ZM144 71H146L145 72V75H144ZM200 71H202V70H198V71H196L194 74H197V75H194V74H192V75H194L195 77H194V80L191 82L190 80H192V79H190L189 77L191 76V78L193 77L192 75H189L188 77L186 76V80H185V77L183 78L184 80H185V82H184V80L183 79H181V80H183V82L184 83H187L186 81L188 80V81H190L192 84H191V86H190V88L194 85V87H197L198 86V88H199V85L202 87V89H200L199 90V92H198V101H202L203 102V100H204V96L206 95L207 96V94H213V92L214 91H212L213 89H215V87H217L216 86V84L217 83H220L219 81V79L220 78H216L217 80H218V82H217V80H216V82H215V78H213V81L212 82H209L210 83V85H209V88H207V87H205L204 89H203V86H208V83H203L204 81H202L203 79V72H201V73H198V72H200ZM78 72H79V69H78ZM108 72H107V74H108ZM120 72V71H119ZM167 72V71H166ZM81 73H82V75H84L83 74V72H82V70H81ZM122 73V72H121ZM120 73V74H121ZM131 73H133L134 74V72H131ZM130 73V74H131ZM135 73H136V71H135ZM140 73V72H139ZM138 73V74H139ZM143 73V74H142ZM168 73V72H167ZM106 74V73H105ZM113 74V73H112ZM120 74H119V78H120ZM125 74V73H124ZM123 74V75H124ZM128 74V73H127ZM130 74H128L129 75V78H130ZM177 74V75H176ZM223 74H221V75H223ZM226 74V75H227ZM230 74V73H229ZM228 74V75H229ZM79 75H80V73H79ZM94 75H97V78L99 77V75H98V72H97V74H94ZM116 75H118V73L116 74ZM126 75V74H125ZM128 75H127V77H128ZM199 75V76H198ZM220 75V74H219ZM220 75V76H221ZM226 75H224V76H226ZM84 76H86L87 77V75H84ZM102 76L103 77H99L98 79H92L93 80V82H95V83H93L92 84V86L91 85H86L87 83V81L86 80H84V78H86V77H84L83 78V80L84 81H86V82H84V81H82L81 79H80V81L78 80V83H80V84H78V89H79V98L78 99H80L81 101H82V104L84 105V103H83V101H84V98H86L87 100L86 101H88V102H86V104L88 105V104H90V102L92 101V100H88V99H91L90 97L92 96L91 95V93L90 94H88V92H90V91H94L93 93H95V91H97V89H96V87L98 88V86L100 85V83H101V85L99 86V88H98V90L99 89H102L103 87L102 86H107L108 85V87H110L109 86V84L111 83L110 81H108L109 79H107V81L109 82L108 84H106L107 83V81L105 82V80H106V78H108V77H106L105 78V76H104V74H102ZM111 76V75H110ZM112 76H114V75H112ZM143 76V77H142ZM185 76V75H184ZM80 78H81V75L79 76ZM78 77V78H79ZM123 77H125V76H123ZM123 77L121 78V79H123ZM142 77V78H141ZM172 77V76H171ZM170 77V78H171ZM200 77V78H199ZM89 78H90V76H89ZM89 78H86L87 80L89 79ZM91 78H94V76L93 77H91ZM90 78V79H91ZM103 78H105V80L103 79ZM128 78V79H129ZM172 78V79H173ZM188 78V79H187ZM113 79V78H112ZM117 78H115V80H116ZM135 79V80H134ZM142 79V80H141ZM144 79V80H143ZM179 79V80H178ZM199 79V80H198ZM99 80V82H97ZM103 80H104V82H103ZM137 80V81H136ZM143 81V82H141V81ZM146 80V81H145ZM147 80H149L151 83H153V84H149V83H147ZM161 80V81H162ZM204 80H207L206 79V77L204 78ZM90 81V80H89ZM113 81V80H112ZM134 81L137 83V84H142L140 87H139V89L141 90V88H142V91H137V86H136V88H135V86H133V88L131 87L132 85H134V84H132V83H134ZM145 81V82H144ZM167 81L165 82V81H163L162 83H167ZM83 82H84V85H83ZM127 82H128V84H127ZM181 82V81H180ZM214 82V83H213ZM89 83V82H88ZM104 83V84H103ZM165 83H164V85H165ZM183 83V84H184ZM213 83V84H212ZM91 84V83H90ZM113 84V83H112ZM137 84H135V85H137ZM174 84H176L175 82H174ZM202 84V85H201ZM206 84V85H205ZM214 86V88H213V86ZM95 85H96V87H95ZM118 85V84H117ZM119 85H120V83H119ZM151 85H153V86H151ZM154 85H156V86H154ZM167 85V84H166ZM190 85V84H189ZM218 85V87H219V84H217ZM82 87L84 90H80V87ZM111 86H113V85H111ZM116 86V85H115ZM183 86V87H182ZM210 86L212 87L211 89V93H210V91H208V89L210 90ZM102 87V88H101ZM108 87L106 88L107 89V91H105V92H107V95L105 94V96L104 95H101V96H103V99H105L104 101H103V103H105L106 102V104L108 103H110V102H107V100L108 101H110L111 99L109 98V99H106V97H108V95L110 94V93H113V92H111V87L108 89ZM114 87V86H113ZM119 87V86H118ZM117 87V88H118ZM157 87H158V90H157ZM185 87V89H184V91H183V88ZM115 88V87H114ZM119 88H121V86L119 87ZM155 88V89H154ZM163 88H165L166 90H164ZM179 88L181 89L180 91H179ZM189 88V87H188ZM207 88V89H206ZM220 88V87H219ZM206 89V90H205ZM109 90H110V93H109ZM144 90V91H143ZM217 90V93H219L220 94V92H221V94H222V96H223V94L225 93V91L224 90H222V91H220L221 90V88H220V90L219 89H216ZM215 90V91H216ZM87 91V92H86ZM100 91V90H99ZM101 91H104V89H102ZM115 91H118V90H115ZM114 91V92H115ZM124 91H119V92H124ZM148 91H149V93H148ZM181 91H182V94H181ZM220 91V92H219ZM223 91H224V93H223ZM82 92V93H81ZM104 92V93H105ZM142 92V95H140L139 93H141ZM156 92V93H155ZM165 92V93H164ZM172 92H174L173 94H172ZM187 92V91H186ZM205 92H207V93H205ZM209 92V93H208ZM101 93H103V92H100V94ZM122 93H121V95H122ZM145 93V94H144ZM160 93V94H159ZM168 93V96H165V97H167V99L166 98H164L163 96L165 95V94H167ZM215 94H217L216 92H214ZM84 94H86V95H84ZM97 94H99L98 92L95 94L96 96H98ZM99 94V95H100ZM176 94V95H175ZM226 94V93H225ZM88 95H91V96H88ZM94 95V94H93ZM95 95H94V97H93V99H95V98H97V97H95ZM115 95H116V92H115ZM119 95H120V93H119ZM146 95V96H145ZM173 95H175L174 97H173ZM178 95H183L182 97H181V100H182V98H184L185 100H182V102H181V100H180V97L178 98L180 101H179V103H177L176 101V104H175V107L177 108V111L175 112L174 110H173V108H172V110L174 111L173 113H172V111L170 112V113H168V108L171 106V105H168L169 104V102L171 101V100H175V98H177L176 96H178ZM111 95H109V97H110ZM128 96H126L125 97V99H123V100H125L124 102H121L122 100H120L119 98H117V96H116V101L117 100H120V102L121 103H125L126 102V99H127V97ZM133 96V97H132ZM162 96V97H161ZM99 97V96H98ZM105 97V98H104ZM112 98L113 97H115L114 96V94H113V96H111ZM137 97V98H136ZM215 97H217V95H215ZM218 97H220L219 95H218ZM120 98H122V96H120ZM161 100H160V99ZM164 98V99H163ZM169 98V99H168ZM203 98V100H201ZM222 98H225L226 100H228V101H226L225 99L223 100V102H222V99H221V97L220 98H218V99H221V102H222V108L224 107H227L226 105L228 104V103H226V102H229V100H230V98H229V96H228V94H226V95H224ZM83 99V100H82ZM98 99V98H97ZM102 99V98H101ZM146 99V100H145ZM165 99L167 100L166 102H165ZM193 99V100H192ZM217 99V98H216ZM216 99H214V101H217ZM99 100V99H98ZM129 99H127V105H126V107L124 106V104H122V106H124L126 109H127V107H128V103L129 102H131V101H128ZM160 100V101H159ZM163 100V101H162ZM101 101V100H100ZM100 101H99V103H100ZM116 101H115V103L114 104H116L117 105V103H116ZM149 101V102H148ZM187 101V102H186ZM197 101V102H198ZM205 101V100H204ZM218 101H220V100H218ZM226 101V102H225ZM80 102V101H79ZM93 102V101H92ZM95 102H98V101H95ZM94 102V104H96ZM113 102H114V99H113ZM113 102L111 103V104H113ZM129 103V104H133V103ZM160 103V105H159V103ZM163 102V103H162ZM172 102V101H171ZM170 102V103H171ZM186 102V103H185ZM202 102H200L201 104H202ZM102 103V102H101ZM102 103V104H103ZM119 103V102H118ZM134 103V104H135ZM165 103H166V105H165ZM204 103V102H203ZM226 103V105L224 106L223 104H225ZM230 103V102H229ZM107 104V105H108ZM108 105V109L111 111L112 110V113H113V110L115 111V109L114 108H116V107H114V106H112V105ZM113 104V105H114ZM163 104V105H162ZM172 104V103H171ZM87 105H84V106H86V107H88ZM119 105H120V103H119ZM154 105V106H153ZM162 105V106H161ZM216 105H217V102H216ZM219 105H220V102H219ZM92 106H94L93 105V103H92ZM100 108H101V106L102 105H98ZM121 106V105H120ZM119 106V107H120ZM122 106H121V110L123 109V111H126V110H124V108H122ZM148 106V107H147ZM158 106V107H157ZM163 107V109L161 108V109H158V108H160V107ZM169 106V107H168ZM179 106H182V107H179ZM189 106V105H188ZM214 107V109H215V111H216V109L218 108V107H216L215 105H213ZM229 106V105H228ZM86 107H84L83 109H86ZM90 107V106H89ZM88 107V108H89ZM96 107H97V105H96ZM95 107V108H96ZM129 107H130V105H129ZM135 109H134V108ZM166 107H167V109H166ZM174 107V106H173ZM175 107H174V109H175ZM216 107V108H215ZM220 107V106H219ZM91 108V107H90ZM100 108H99V110L98 111H100ZM180 108H182L181 110H180ZM184 108H185V106H184ZM221 107H220V109H222ZM227 108H229V107H227ZM227 108L226 109H222L221 111H225L224 113H225V115L228 117V116H230V118L229 119H231V115H228L226 112L228 111V113H230V111L229 110H227ZM116 109H118V108H116ZM129 109H128V111H129ZM165 109L167 110V111H165ZM219 109V110H220ZM87 110V109H86ZM86 110H84V111H86ZM89 110V109H88ZM87 110V111H88ZM92 110H93V108H92ZM91 110V111H92ZM95 110V109H94ZM93 110V112L91 113V111H90V113L91 114H93L95 111H97V110H95L94 111ZM118 110H120V108L118 109ZM136 112H135V111ZM159 110V112L157 113V111ZM163 112H162V111ZM187 110V109H186ZM218 110V109H217ZM218 110V111H219ZM98 111H97V113H98ZM104 110L102 109L101 110V112H102V114H105L104 112H103ZM108 110H106V113L108 114L109 112H107ZM127 111V113H129ZM211 111L213 112L212 113V115H211V113L207 116V119H209V122H207V120H205L206 121V123H208L209 125H207V126H209V130H210V128H211V126H213L214 124H218V122H219V120L218 119H220V124H218L219 126H222L223 124H222V122L221 121H223V123L227 120L226 119V116L224 115V114H222V112H221V115H224L225 116V119L222 117V116H220V115H218L217 116V114L216 113H218L217 111H216V113L214 112V110L213 109H211ZM82 112H83V110H82ZM89 112V111H88ZM133 112H134V114H133ZM167 112V113H166ZM178 112V113H177ZM179 112H180V114H179ZM187 112V114H188V111H186ZM185 112V113H186ZM96 113V112H95ZM112 113H110V114H112ZM138 113V114H137ZM145 113H147V114H145ZM164 113V115H167L166 117L163 115L162 116V114ZM166 113V114H165ZM172 113V114H171ZM183 113V112H182ZM185 113H183L184 115L183 116H185ZM216 114V116H215V114ZM86 114H88V113H86ZM99 114V113H98ZM133 114V115H132ZM90 115V114H89ZM88 115V117H90ZM95 115V114H94ZM93 115V116H94ZM99 115H101V113L99 114ZM119 115V114H118ZM122 115V113H120V116ZM127 115V114H126ZM144 115L146 116V117H144ZM182 115V114H181ZM93 116H92V119H93ZM103 116H105V115H103ZM102 116V117H103ZM107 116V115H106ZM105 116V117H106ZM112 116V115H111ZM124 116H125V114H124ZM147 116H149V118L147 117ZM182 116V117H183ZM96 117H97V115H96ZM99 117V116H98ZM108 117V116H107ZM114 117V116H113ZM126 118H127V116H125ZM124 117V118H125ZM160 117H164V118H166L168 121H166V122H164L163 121V119L164 118H160ZM181 117V116H180ZM121 118H122V116H121ZM125 118V119H126ZM129 118H130V116H129ZM148 118V119H147ZM158 118V119H157ZM159 118H160V120H159ZM223 118V119H222ZM91 119V121H93ZM102 120V122L104 123V125L106 126V128H108V129H113L114 127H112V125H114V123L112 124V125H109L110 124V119H107V118H101ZM128 119V118H127ZM139 119H141V120H139ZM214 121V122H216V123H214L213 124V122L211 121ZM228 119V120H229ZM130 120V119H129ZM90 121V120H89ZM94 121H95V119H94ZM93 121V122H94ZM111 121H112V118H111ZM121 121H123V122H125L124 121V119L123 120H121ZM136 121H138L139 123H141L140 125H139V123H137ZM233 120L231 119V122H232ZM117 122H118V120H117ZM117 122H116V124H117ZM135 122H136V124H135ZM91 123V122H90ZM121 123V122H120ZM146 123V124H145ZM150 123V124H149ZM204 123V122H203ZM210 123H212V125H210ZM226 123H227V121H226ZM94 124V123H93ZM149 124V125H148ZM233 124V123H232ZM107 125H109V127L107 126ZM125 125H127L128 126V122H127V124L125 123ZM144 125H147L146 126V128H145V126ZM205 124H203V126H204ZM120 126L122 127L123 126V123H122V125L120 124ZM120 126H119V128H120ZM167 126H168V124H167ZM201 126V125H200ZM199 126V127H200ZM202 126V127H203ZM216 126V128H217V125H214V127ZM218 126V127H219ZM112 127V128H111ZM198 126H197V128H199ZM202 127H200V128H202ZM213 127V128H214ZM123 128H126L125 126H123ZM128 128V127H127ZM126 128V129H127ZM199 128V129H200ZM208 128V127H207ZM207 128H205V129H207ZM212 128V129H213ZM115 129H116V127H115ZM115 129H113L114 131H113V133H115L116 132V130ZM141 129H143L142 130V134H141ZM185 129V130H184ZM192 130V131H189V130ZM122 130H125V131H122ZM195 130V131H194ZM214 130V129H213ZM216 130V129H215ZM196 131H198L197 133H199L198 134V136H197V133H196ZM207 131V130H206ZM211 131V130H210ZM143 132H144V134H143ZM145 132H148V133H145ZM157 132V133H156ZM177 134H175V133ZM184 132H187V133H185V135L187 136V138H185V140H184V137H186L185 135H184ZM188 132H189V134H188ZM195 132V133H194ZM209 132V131H208ZM134 133H135V135H134ZM154 133H156V134H154ZM169 135H168V134ZM172 133V134H171ZM192 133H193V135H192ZM204 133V132H203ZM87 135V134H86ZM156 135V136H155ZM159 135V138L157 139V136ZM191 135V136H190ZM208 135V134H207ZM209 135H211V134H209ZM214 135V134H213ZM216 135V134H215ZM225 136H226V134H224ZM224 135H222V136H224ZM228 135V134H227ZM231 135H233V134H231ZM231 135H228L229 137L231 136ZM138 136H140V137H138V139H136ZM165 136V137H164ZM166 136H167V138H166ZM176 136H179L178 138H179V140L177 139V137ZM197 137V139H195L196 137ZM224 136V137H225ZM227 136V137H228ZM114 137V138H113ZM161 137V138H160ZM163 137H164V139H163ZM172 137H174V138H172ZM191 137V138H190ZM207 137V136H206ZM101 138L103 139L102 141L103 142H101ZM155 139V140H154ZM162 139H163V141H162ZM167 139V140H166ZM173 139V140H172ZM174 139H175V141H174ZM176 139H177V142H179L178 144L180 145H182L183 146V149H182V147H180V146H178L177 147V149H175V146H177L176 144L177 143H174V142H176ZM187 139H191L193 142V144L191 143V141L190 140H188L192 145H194L195 143H197V141H199L197 144H198V146H197V144L195 145V147L197 146V148L196 149H198V150H200L201 152H199V151H197L196 149V151L198 152V154H195V153H197V152H195L194 153V150L191 152V151H189L188 150V152H190V153H186V156H184L185 158H189V157H191V159H188V160H190L189 161V165L190 166H187L188 165V163H183L182 165H185L186 164V169H187V167H189L187 170L185 169V168H183V169H181L182 168V165H181V161L179 162V160L180 159H177V161L178 162H176L175 160H176V157L178 158V156H179V158L181 157L182 158V160H184V158H183V156L182 155H185V153H183L182 155H178V153L176 152V150H178L179 152H180V150L182 151V152H184V151H186V143H187ZM160 142V140L162 141L161 142V144L158 142V141ZM166 140V141H165ZM201 140V141H200ZM117 141V140H116ZM154 141H156L157 143H159L158 144V146H161V147H158L159 148V150H157L158 148H157V145H154L155 144V142ZM170 142V143H169ZM115 143H118V142H115ZM120 143H122V141L120 142ZM143 143H144V145H143ZM164 145H163V144ZM166 143V144H165ZM190 143L188 144L189 145V147H191L190 146ZM169 144V145H168ZM171 144V145H170ZM200 144V145H199ZM151 145V146H150ZM115 146V147H114ZM121 146H123V145H121ZM125 146V147H126ZM152 147V148H150V147ZM156 146V147H155ZM125 147H123V151H126L127 149H129V148H125ZM131 147V148H132ZM155 147V148H154ZM164 147H165V149L166 148H168V149H164ZM188 147V148H189ZM192 147H194V146H192ZM100 148V147H99ZM101 148V149H102ZM130 148V149H131ZM133 148H132V150H133ZM181 148V149H180ZM187 148V149H188ZM120 149H121V147H120ZM147 149V150H146ZM155 149V150H154ZM175 149V150H174ZM190 149V148H189ZM122 150V149H121ZM161 150V151H160ZM166 151V152H168V154L169 155H171L170 157L169 156H166V152H164V151ZM152 151H153V153H152ZM154 151H155V153H154ZM203 151H204V149H203ZM157 152H159L158 154H157ZM182 152H180V153H182ZM227 152V151H226ZM164 155H163V154ZM192 153L193 154H195V155H192ZM220 153H221V155H220ZM156 154V155H155ZM160 154H161V156H160ZM177 154V155H176ZM188 154V155H187ZM192 156H191V155ZM227 154V153H226ZM157 155L159 156V157H157ZM162 155H163V157H162ZM173 155H175V156H173ZM164 156L165 157H168V158H166V159H162L161 160V158L160 157H162V158H164ZM172 156H173V159H172ZM189 156V157H188ZM197 156L198 157H203V159H204V161H206V162H209V164H211V166L210 167H207V166H209V164L207 163L206 164V162H204V164L203 165H205L206 164V166L204 167L202 164H201V166H199L200 165V163H199V165L197 164ZM210 158V159H208V157ZM192 157H194V159H192ZM137 158V159H136ZM205 158H207L206 160H205ZM216 158V157H215ZM217 158H218V156H217ZM218 158V162H216L217 163V166L219 165V161H220V159ZM151 159V160H150ZM168 159V160H167ZM201 159V158H200ZM214 160V161H212L213 163H214V165L211 163V160ZM146 160V164H147V166H148V164L150 165V166H146V169H144L145 168V166H143V164L142 163H144L143 161H145ZM160 160H161V162H160ZM167 160V161H166ZM175 162L174 164H172V162L173 161ZM187 160V159H186ZM187 160V161H188ZM193 160V162L195 163V161H196V164H195V166L196 165H198L197 166V169H196V167H194V163H192L191 161ZM199 160V159H198ZM136 161V162H135ZM151 161V162H150ZM157 161L159 162V163H157ZM167 163H166V162ZM170 163H169V162ZM172 161V162H171ZM187 161H185V162H187ZM150 162V163H149ZM164 162V163H163ZM202 162V163H203ZM144 163V164H145ZM168 163L169 164H171V165H173V166H171L170 165V167H167V166H165L166 164L168 165ZM191 163V164H190ZM138 164H139V166H138ZM145 164V165H146ZM178 165H180V166H178ZM129 166V168H125V167H128ZM110 167V166H109ZM123 167V166H122ZM130 167L131 168H133L132 170H130ZM137 167V168H136ZM183 167H185V166H183ZM219 167V166H218ZM191 168V169H190ZM202 168V169H201ZM217 168V169H216ZM136 169H138V170H136ZM169 169V170H168ZM174 169V170H173ZM180 169V170H179ZM195 169V170H194ZM107 170V169H106ZM177 170H178V172H177ZM234 170V169H233ZM108 171V170H107ZM106 171V172H107ZM121 171V170H120ZM140 171V172H139ZM181 173H180V172ZM186 173H185V172ZM207 171H209L210 173H212L213 171L215 172V173H212V175L213 176H209V175H211L209 172L207 173L208 175V177H206V172ZM212 171V172H211ZM108 172H110V170L108 171ZM171 172V173H170ZM183 172V173H182ZM235 172V171H234ZM164 173V174H163ZM176 175H175V174ZM204 175H203V174ZM134 174V175H133ZM145 174V175H144ZM118 175V174H117ZM117 175H116V177H117ZM136 176V177H135ZM137 176H139L138 178H137ZM142 176H143V178H142ZM161 176V177H160ZM103 177H105L104 175H103ZM108 177V176H107ZM159 177V178H158ZM206 178V179H205ZM143 179V180H142ZM108 180H110V178H108ZM127 180V179H126ZM134 180V181H133ZM207 180V181H206ZM215 180V179H214ZM217 180V179H216ZM138 181V182H137ZM200 181V182H199ZM218 181V180H217ZM216 181V182H217ZM133 182V183H132ZM141 182V183H140ZM204 182V183H203ZM215 182V181H214ZM132 183V184H131ZM164 185H163V184ZM189 185H188V184ZM241 184H242V182H240ZM136 185V187H137V190H136V187H135V185ZM158 184V185H157ZM161 184V185H160ZM177 184V185H176ZM187 184V185H186ZM199 184V185H198ZM237 184V183H236ZM240 184V185H241ZM132 185V186H131ZM135 187V189H134V187ZM157 186H159V187H157ZM175 186V187H174ZM194 186V187H193ZM237 186H238V184H237ZM132 187H133V189H132ZM177 187H181V188H177ZM197 187V188H196ZM200 187V188H199ZM126 188V189H125ZM177 188V189H176ZM161 189V190H160ZM183 189V190H182ZM189 189V190H188ZM200 189V190H199ZM178 190H181L182 191V193H184L185 192V195H184V197H180V195L179 196H177V192H178ZM194 190V191H193ZM123 191V192H122ZM130 191H131V193H130ZM136 191H137V193H136ZM157 191V192H156ZM184 191V192H183ZM198 191V192H197ZM126 192V193H125ZM141 192V193H140ZM171 192V193H170ZM161 193V194H160ZM164 194V195H163ZM194 194V195H193ZM200 194V195H199ZM214 194H215V191H214ZM119 195H120V197H119ZM129 195V196H128ZM162 195V196H161ZM167 195H168V197H167ZM190 195L191 196H193V197H190ZM216 195V198L214 199L213 198V196L211 197V200L212 201H210V202H213L214 204H215V202L217 201V200H219V199H217V193L215 194ZM214 195V196H215ZM116 196V197H115ZM121 196H122V198H121ZM135 196H137V198L135 197ZM125 197V198H124ZM135 197V198H134ZM143 197V198H142ZM176 197V198H175ZM180 197V198H179ZM186 197V198H185ZM190 197V198H189ZM247 197L248 196H246L245 197V199H244V201H246V199H247ZM111 198V197H110ZM117 198V199H116ZM182 198V199H181ZM125 199V200H124ZM143 199V200H142ZM131 200V201H130ZM134 200V201H133ZM145 200V201H144ZM152 200V201H151ZM161 200V201H160ZM195 200H193V201H195ZM213 200H215V202L213 201ZM249 200L250 199H248L247 201H246V205L244 204V206H241V205H243V202H241V201H239V202H241L240 204H239V207L238 208H241L243 211H244V209H245V206L248 208V206H249ZM126 201V202H125ZM137 201V202H136ZM154 201V202H153ZM186 201H188V202H186ZM190 201V202H189ZM120 204H119V203ZM161 202V203H160ZM177 203V206H175L176 205V203ZM179 202V203H178ZM102 203V204H103ZM123 203V204H122ZM136 203V204H135ZM150 203H151V205H150ZM213 203H211L210 205H214ZM121 205H123V206H121ZM148 205H149V207H148ZM117 206V207H116ZM120 206V207H119ZM156 206H159V207H156ZM183 206V207H182ZM128 207V206H127ZM126 207V208H127ZM211 207V206H210ZM236 207V208H237ZM242 207H244V209L242 208ZM107 208V207H106ZM126 208H124V209H126ZM149 208V209H148ZM109 209V210H110ZM112 209H111V211H112ZM241 209H236V210H238V211H241ZM169 210V211H168ZM246 210V209H245ZM111 211H108V212H111ZM237 211V212H238ZM172 212H174V214L172 213ZM145 213V214H144ZM239 213H241V212H239ZM144 214V215H143ZM176 214V215H175ZM142 215H143V217H142ZM181 216V217H180ZM142 218V219H141ZM147 220H146V219ZM173 218V219H172ZM178 218V219H177ZM182 218V219H181ZM140 219V220H139ZM180 219V220H179ZM188 219V220H187ZM151 220V221H150ZM145 222V223H144ZM176 222V223H175ZM182 222V223H181ZM188 222V223H187ZM190 222V223H189ZM171 223H173L172 224V226H170L171 225ZM186 224V225H185ZM190 224V225H189ZM191 224H193V225H191ZM195 224V225H194ZM144 226V227H143ZM187 226V227H186ZM193 228H192V227ZM163 230V231H161V232H159V230H161L160 228ZM171 227H172V229H171ZM144 228H146V229H144ZM183 228V229H182ZM191 228V229H190ZM110 229V228H109ZM157 229H159L158 231H157ZM200 229V228H199ZM158 232H156V231ZM72 231V230H71ZM117 231L118 230H116V233H117ZM172 231H173V234H172ZM191 231V232H190ZM113 232V231H112ZM111 232V234H110V236L108 235V237L106 238L107 240H109L108 242H107V240L106 241H104L103 242V244L104 243H106L105 245L106 246H108L109 247V244H110V246H111V244H113L114 245V242L117 240V239H120V237L119 238H117V236H115L116 235V233H115V231H114V233H112ZM119 232V231H118ZM163 232V233H162ZM65 233H67V236H68V234H69V236L67 237V239H68V241L66 242L65 241ZM65 233H63V241H65L66 243H70L71 242V239H72V235H74V233L73 234H70L71 232L69 231V232H65ZM137 233V232H136ZM141 233V234H140ZM143 233V234H142ZM156 233V234H155ZM191 233V234H190ZM193 233H197L196 235H194ZM108 234V233H107ZM155 234V235H154ZM162 234H164V236L162 235ZM105 236H106V234H104ZM143 235V236H142ZM160 235H162L161 237H160ZM186 235V236H185ZM189 235H190V237H191V239H190V237H189ZM119 236H120V234H119ZM115 237V240H114V242H113V238ZM143 237L145 238L144 240V243L141 241V240H143ZM181 237V238H180ZM184 237V238H183ZM186 237V238H185ZM188 237V238H187ZM196 237V238H195ZM103 238H105V237H103ZM111 238V239H110ZM141 238V239H140ZM164 238V239H163ZM167 240H166V239ZM196 240H195V239ZM176 239V240H175ZM180 239H182V241L180 240ZM187 239H188V241H187ZM190 239V240H189ZM139 240V241H138ZM178 240H180V241H178ZM185 241V243L187 244H185L184 243V241ZM226 240V239H225ZM225 240L224 241H222V242H224L225 243ZM228 240V239H227ZM63 241H61V243H59L58 245H56L57 246V248H56V246L53 248V252H55L54 254H58L59 252V248H65V242H63ZM101 241V240H100ZM100 241L98 242V243H100ZM112 241V242H111ZM119 241H123V240H119ZM191 241V242H190ZM193 241V242H192ZM102 242V241H101ZM141 242V243H140ZM167 244H165V243ZM170 244H168V243ZM178 242H179V244H178ZM190 242V243H189ZM201 242V241H200ZM97 243V244H98ZM108 243V244H107ZM122 243V242H121ZM144 245H143V244ZM198 243V244H197ZM233 243V242H232ZM93 244V243H92ZM101 244V243H100ZM100 244H99V246H100ZM116 244H117V246L116 245H114V246H116V248L117 247H121L119 244V242H118V240H117V242H116ZM154 244V243H153ZM226 244H227V248H225L224 246H222V247H224L223 248V250H225V251H223L221 248L222 247H220V249L223 251V252H221L220 251V253L221 254H217L216 255V257H215V259H216V264L217 263H219V264H223L222 262H221V260L222 259H224L225 258V256L233 249V247L235 246L236 247V244L235 243H233V244H231V243H229V242H227V243H225V244H223V245H225L226 246ZM60 245H62L61 247H60ZM94 245V244H93ZM96 245V244H95ZM95 245H94V247H95ZM143 245V246H142ZM165 245V246H164ZM179 245V246H178ZM233 245V246H232ZM98 246V245H97ZM98 246V247H99ZM102 247H104L105 248V246L104 245H101ZM137 246V247H136ZM152 246H155V245H152ZM167 246H168V249L169 250H167ZM169 246H170V248H169ZM183 246V247H182ZM195 246V247H194ZM220 246H221V244H220ZM239 246V245H238ZM59 247V248H58ZM140 247V248H139ZM143 248V250H142V248ZM166 247V248H165ZM181 247V248H180ZM231 247V249H229ZM234 247V248H235ZM57 249V250H54V249ZM66 248H67V244H66ZM66 248H65V250H66ZM111 248H113V246H111ZM193 248V249H192ZM196 248H197V250H196ZM59 249V250H58ZM105 249H107V248H105ZM109 249V248H108ZM115 249V248H114ZM119 249V248H118ZM117 249V250H118ZM121 249V248H120ZM152 249H153V247H152ZM167 251H166V250ZM171 249V250H170ZM228 249H229V251H228ZM110 250V249H109ZM113 250V249H112ZM117 250H113V251H117ZM140 250V251H139ZM148 251H149V249H147ZM146 250V251H147ZM154 250V249H153ZM174 250H177V251H174ZM56 251L58 252V253H56ZM60 251H62V250H60ZM142 252L143 254H145V253H147V252ZM173 251V252H172ZM192 251H194L193 252V254H192ZM219 251V250H218ZM217 251V252H218ZM227 251V252H226ZM141 252H140V254H141ZM158 252H159V254H158ZM166 254H165V253ZM226 254H225V253ZM162 253V254H161ZM174 253V254H173ZM178 253V254H177ZM156 254H158V255H156ZM51 255H53V254H51ZM135 255H137V254H135ZM147 255V254H146ZM149 255V254H148ZM167 255V256H166ZM177 255V256H176ZM221 255V257H219ZM159 256V257H158ZM165 256H166V258H165ZM187 256V255H186ZM217 257H219L218 259H217ZM179 258V259H178ZM165 259V260H164ZM49 261V260H48ZM48 261H47V263H48ZM219 261V262H218ZM49 264V263H48Z\"/></svg>", "mask_w": 264, "mask_h": 264}]
</instances>
